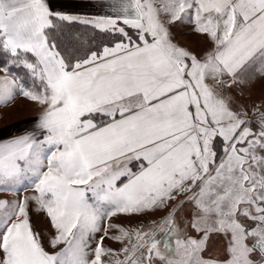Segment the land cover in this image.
Wrapping results in <instances>:
<instances>
[{"label": "snow or ice", "instance_id": "1", "mask_svg": "<svg viewBox=\"0 0 264 264\" xmlns=\"http://www.w3.org/2000/svg\"><path fill=\"white\" fill-rule=\"evenodd\" d=\"M111 7L0 0V107H40L32 132L0 141V192L17 197L0 199V264H264V105L250 116L234 95L264 77V0ZM75 25L110 40L85 49ZM179 26L209 46L178 43ZM165 210L146 228L109 222Z\"/></svg>", "mask_w": 264, "mask_h": 264}, {"label": "crops", "instance_id": "2", "mask_svg": "<svg viewBox=\"0 0 264 264\" xmlns=\"http://www.w3.org/2000/svg\"><path fill=\"white\" fill-rule=\"evenodd\" d=\"M49 3L56 11L87 15H111L113 0H49ZM173 34L178 43L194 50L202 51L209 46L203 40L192 35L188 27H176L173 29ZM0 75L3 73L0 72ZM234 95L238 105L247 108L251 116L254 106L264 104V77L256 74L250 86L243 89L242 95L238 91ZM39 114L40 107L23 96H17L7 107H0V141H7L26 132H32ZM15 198L17 197L14 195L0 192V199L14 200Z\"/></svg>", "mask_w": 264, "mask_h": 264}, {"label": "rangeland", "instance_id": "3", "mask_svg": "<svg viewBox=\"0 0 264 264\" xmlns=\"http://www.w3.org/2000/svg\"><path fill=\"white\" fill-rule=\"evenodd\" d=\"M79 37L82 43L84 44L85 49L88 47L96 48L101 44H106L109 42L110 38L103 33L94 31L91 28H85L80 25H75L71 29V34ZM264 105V104H262ZM255 107V106H254ZM219 143V142H218ZM217 143V149L219 150V144ZM33 193L29 189L28 191L21 193V198L23 196H31ZM16 197V196H15ZM16 199V198H15ZM166 211H157L154 213L144 214V215H118L112 217L109 221L110 223L122 226L128 230L146 228L152 225L154 221L161 219ZM186 214V213H185ZM31 223L34 227V230L41 233L43 239L46 241L49 235L52 233L51 226L47 217L36 210L35 205H33V210L31 212ZM119 234V233H113ZM105 245L109 248L119 250L120 244L114 243L111 240L106 239ZM47 246V245H46ZM215 254V250L213 251Z\"/></svg>", "mask_w": 264, "mask_h": 264}, {"label": "trees", "instance_id": "4", "mask_svg": "<svg viewBox=\"0 0 264 264\" xmlns=\"http://www.w3.org/2000/svg\"><path fill=\"white\" fill-rule=\"evenodd\" d=\"M72 35L74 34L72 33ZM7 62H9V56L5 53L0 52V65H4ZM10 70L11 73L18 77L26 87L33 86L34 82L26 69H24L23 67L12 66Z\"/></svg>", "mask_w": 264, "mask_h": 264}]
</instances>
